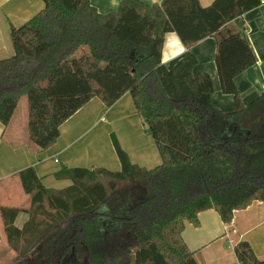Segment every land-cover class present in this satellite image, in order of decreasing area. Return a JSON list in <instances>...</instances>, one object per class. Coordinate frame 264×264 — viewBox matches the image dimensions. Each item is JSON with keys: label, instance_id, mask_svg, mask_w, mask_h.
Wrapping results in <instances>:
<instances>
[{"label": "trees", "instance_id": "obj_1", "mask_svg": "<svg viewBox=\"0 0 264 264\" xmlns=\"http://www.w3.org/2000/svg\"><path fill=\"white\" fill-rule=\"evenodd\" d=\"M43 1L32 18L10 27L15 52L0 59V122L7 126L27 96L30 139L47 149L91 98L110 107L129 92L161 163L132 162L114 136L120 170L64 167L55 177L71 184L55 189L33 167L22 169L30 202L0 208L7 243L26 258L67 226L52 258L39 264H65L69 247L88 264H200L183 239L186 222L198 226L200 212L215 209L230 223L236 210L264 201V91L243 102L235 78L256 56L245 31L230 25L264 0H121L109 13L90 0ZM169 32L188 49L171 68L162 61ZM207 37L216 40L221 91L234 96L229 111L213 104L210 74L193 75L198 58L190 49ZM21 212L28 218L18 226ZM234 251L240 264H264L246 240Z\"/></svg>", "mask_w": 264, "mask_h": 264}, {"label": "crops", "instance_id": "obj_2", "mask_svg": "<svg viewBox=\"0 0 264 264\" xmlns=\"http://www.w3.org/2000/svg\"><path fill=\"white\" fill-rule=\"evenodd\" d=\"M141 1L153 5L162 0ZM199 1L203 6H209L214 0ZM90 2L99 12L109 13L118 10L121 0H90ZM44 5L43 0H0V59L10 57L15 52L10 37V27L22 25L42 10ZM230 25L245 31L256 56V63L235 78L243 102L249 104L264 91V2L236 17ZM187 50L180 37L175 32H169L164 38L162 61L171 68L185 55ZM190 50L198 58L193 75L198 76L200 73L208 72L214 85L213 104L223 111L231 110L235 100L233 95L223 94L221 91L215 63V38H204ZM23 97L25 96H22L20 100ZM131 104L135 112L129 92L110 107L98 97L91 98L62 124L57 141L47 149L39 147L30 139L28 114L27 117L17 118V105L10 123L4 126L0 122V208L29 205L30 198L28 204H7L8 200L21 194L18 173L27 167L35 169L38 176L42 177L45 186L55 189L71 184L68 179L55 177V173L64 167H113L115 170H120L121 163L114 147V136L128 153L132 162L144 167L150 165L151 161L161 163L155 141L145 131L140 116L136 115L143 124L140 135L138 133L136 138L129 139L128 142L116 135L117 131L124 132L123 130L131 128L125 115L127 106L130 107ZM27 218L28 216L22 219L20 224H16L22 226ZM60 231H53L37 242L36 246L43 244L39 245L40 248L43 247L40 255L41 252L45 253L44 245H47L48 249L53 245L59 236L56 234ZM182 236L188 247L196 251L195 256L200 264H240L234 248L238 242L243 240L250 243L259 259H264V201H254L248 207L236 210L230 223H224L215 209L202 211L199 214V225L195 226L186 222ZM4 240L6 236L0 214V242ZM72 253L76 254L75 247ZM42 262L44 261L39 260V263ZM65 264L78 263L66 262Z\"/></svg>", "mask_w": 264, "mask_h": 264}, {"label": "rangeland", "instance_id": "obj_3", "mask_svg": "<svg viewBox=\"0 0 264 264\" xmlns=\"http://www.w3.org/2000/svg\"><path fill=\"white\" fill-rule=\"evenodd\" d=\"M133 111H134V109H133L132 104H131L130 107L127 106L125 115H126L127 122H128V124L130 125L131 128H129V130H123L125 133L122 132V131H120V132L117 131L116 132V135L121 136L127 142H128L129 139L132 140L133 138H136L138 133L140 135L141 134L140 130H142L141 127L143 128V126H142L143 124H142V122L139 121V118H138L139 115L137 113L133 112ZM27 114H28L27 113V97L25 96V97L22 98V100H20V103L18 104L17 118L20 117V116L27 117L26 116ZM136 115H138V116H136ZM123 126H124V124H123ZM110 141H111V138H110ZM111 143H112V141H111ZM158 159H159V157H158ZM157 164H160V161L158 163H154L153 161H151L150 165H146V166L151 168V167L156 166ZM109 169L115 170V169H113V167H110ZM19 187H20V190H21V192H20L21 194L19 196H15L14 199L8 200L7 204L22 205V204H25V203H27L29 201L30 197H29L28 194H26L24 192L21 184H19ZM26 216L27 215L25 213H21L19 215L16 223L20 224L22 219H24ZM64 227H62V228H64ZM62 228H60L59 230H62ZM65 229H67V226L64 228V230ZM56 235H60V233H58ZM47 239L48 238H46V240ZM6 241L7 240H4L3 242H0V264H20V263H26V262L28 264L39 263V260L46 261L48 257L52 258L51 255H53V254H51V253L54 252L52 250V248L49 247V249H48V246L44 245L46 247L45 251H44L45 253L42 254V252H41V255H40V251L43 249V247L42 248L39 247V245H41V246L43 245V244L40 243L32 251H30V253L26 256V258H20L11 249V247L8 245V243ZM52 242H53V240H52ZM72 251H73V247H69L67 249V251H66V253L64 255V262L65 263L66 262L67 263H78V264L87 263L86 255L78 254V256L76 258L75 257L76 254L74 255V253H72Z\"/></svg>", "mask_w": 264, "mask_h": 264}, {"label": "built area", "instance_id": "obj_4", "mask_svg": "<svg viewBox=\"0 0 264 264\" xmlns=\"http://www.w3.org/2000/svg\"><path fill=\"white\" fill-rule=\"evenodd\" d=\"M57 161V160H56Z\"/></svg>", "mask_w": 264, "mask_h": 264}]
</instances>
